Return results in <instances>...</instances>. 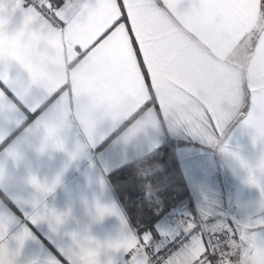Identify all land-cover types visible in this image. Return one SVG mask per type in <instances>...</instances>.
<instances>
[{"label": "snow or ice", "instance_id": "1", "mask_svg": "<svg viewBox=\"0 0 264 264\" xmlns=\"http://www.w3.org/2000/svg\"><path fill=\"white\" fill-rule=\"evenodd\" d=\"M15 10L41 22L42 29L78 54L76 62L85 60L86 70L87 66L94 70V80L79 82L71 99L81 93L92 95L118 110L115 126L122 132L101 144L123 146L126 155L120 171L127 173L129 182L135 183L132 173L144 170L148 163L145 146L152 152L166 151L163 143L175 153L183 142L184 147L200 144L202 149L224 153V138L235 126L249 129L252 142L259 144L253 129L264 126V0H31L27 5L15 0ZM248 50L255 59L248 80L239 84L237 74L218 61ZM11 60V53L0 56V157L16 165L19 129L38 126L42 117L30 103L41 97L29 95L30 77L13 75ZM126 98L132 103H125ZM56 99L53 96L49 103ZM238 99L245 107L233 124L227 108L236 106ZM162 129L169 137L166 140ZM115 162L119 163V156ZM185 164L193 177H202L200 187H212V165L206 158L189 154ZM256 173L264 176V161L247 174L249 186L259 191L260 204L239 233L220 223L197 231L198 225L213 220V213L206 211L199 219L189 214L180 242L159 255L174 237L156 230V217L148 213L143 228H134L126 238L103 246L78 243L74 258H53V264H101L99 257L105 251L126 257L122 264H264V246L249 236L264 230V185L257 183ZM9 203L16 205V201ZM39 212V204L34 203L24 216L36 226ZM17 225L12 208L0 200V264H12L10 239L23 246L30 238L26 228L10 238V229ZM155 236L166 241L163 247Z\"/></svg>", "mask_w": 264, "mask_h": 264}, {"label": "crops", "instance_id": "2", "mask_svg": "<svg viewBox=\"0 0 264 264\" xmlns=\"http://www.w3.org/2000/svg\"><path fill=\"white\" fill-rule=\"evenodd\" d=\"M14 7L15 0H0V56L11 53L12 58H27L21 51V45L25 40H31L37 30H42L41 22L28 16L25 11H14ZM10 25L17 28L20 40L5 46V33ZM31 55L37 58V63L29 67V77L47 78L49 83H53L55 73L60 70L65 58L72 55V51L67 45L62 46L58 37L40 36ZM81 61L78 82L94 80V70L90 66L86 70V61ZM125 101L127 104L132 103L127 98ZM51 127L55 131L56 125ZM251 135V131L244 127L229 129L224 138L227 145L224 153L202 149L200 144L184 147L181 142L180 150L175 151V158L189 201L185 213L187 217L191 214L199 219L211 210L213 220L206 225L208 229L220 223L239 233L241 226L256 215L260 194L256 187L249 186L247 174H251L264 161V138L256 137L259 144H254ZM40 140L41 133L38 131L20 136V159L16 165L0 157V200L12 208L19 219V225L10 229L9 237L18 236L21 228H26L30 233V238L25 240L23 246H18L10 239L8 252L12 264H53V258H74L78 243L91 241L103 246L126 238L134 226L113 184L120 164L124 163L126 151L123 146L97 143L91 150L69 159L68 154L73 150L71 142L66 145L64 152L40 153ZM155 142H160L159 138H155ZM145 147L148 152L144 156L152 153L150 148ZM189 154L204 157L212 165V187H200L202 177L190 174L185 164V156ZM117 156L119 163L115 162ZM137 159L143 162L139 157ZM255 179L258 184L264 185V176L256 173ZM30 180L42 185L55 181L57 186L49 196L41 199L27 187ZM216 185L219 186L218 190ZM20 198H31L34 203H38L39 215L48 210L63 218V226L57 228L42 223L33 226L24 216L26 209L18 203ZM9 201H16L15 207ZM205 201L208 202L207 206ZM28 214L31 215V212ZM156 230L172 237L182 233L181 227H174L163 218L156 224ZM249 236L258 246H264V230L249 233ZM154 239L161 246L166 243L159 236ZM123 259L126 257L112 251H105L99 257L101 264H122Z\"/></svg>", "mask_w": 264, "mask_h": 264}, {"label": "clouds", "instance_id": "3", "mask_svg": "<svg viewBox=\"0 0 264 264\" xmlns=\"http://www.w3.org/2000/svg\"><path fill=\"white\" fill-rule=\"evenodd\" d=\"M40 36L55 38V35L46 29L37 30L31 40H25L21 45L22 53L26 54L21 57H13L10 61L13 75H23L29 77V67L37 63V58L31 53L37 45ZM20 37L17 34V28L8 26L5 33V46L9 43L19 42ZM76 53H72L70 57L65 58L60 70L55 73V82L49 83L47 78L28 79L30 85L29 95L40 96L37 101H30L32 107L41 112V122L38 126L27 125L21 126L19 135H24L29 128L32 131L41 133L40 146L38 151L64 152L66 145L71 142L73 150L69 153V159H72L82 152L91 150L92 146L102 143L110 138L118 137L122 129L116 127V118L118 110L108 104L100 103L92 95L81 93L78 99H71V93L74 87H79L78 75L79 69L83 61L76 62ZM211 56V53H208ZM255 59V53L248 50L237 52L233 57H229L224 61V66L233 73L237 74L239 84H244L249 77V66ZM67 94V96H66ZM56 96V100L49 103V100ZM126 102V101H125ZM245 107L243 99L236 101V106L228 107L227 111L232 115V123L236 124L240 120L243 108ZM26 119V117H25ZM56 125L53 131L51 125ZM257 138H264V126H256L253 129ZM162 137L168 139L167 133L162 129ZM163 143H161L162 145ZM157 156V152L153 151L145 156L150 159ZM155 171L162 172L163 165L156 163L153 165ZM56 182L49 185L33 183L32 180L27 182V187L41 199L49 196L56 188ZM18 203L26 210H30L34 201L20 198ZM38 223L52 224L54 227L60 228L64 224L63 218L56 216L50 211H45L37 217ZM72 239V237H70Z\"/></svg>", "mask_w": 264, "mask_h": 264}, {"label": "trees", "instance_id": "4", "mask_svg": "<svg viewBox=\"0 0 264 264\" xmlns=\"http://www.w3.org/2000/svg\"><path fill=\"white\" fill-rule=\"evenodd\" d=\"M162 148H166L167 150L156 151L157 156L147 159L148 163L144 164V166L153 167L154 164L159 163L163 165V172L166 176H170L171 174L175 177L174 181H168L169 185L174 188L173 195L170 198L168 197L169 195L166 194L161 204L139 203L135 201V196H137V190L135 189L136 185L132 182H129V180L126 178L127 173L118 171L115 174L116 178L113 180V184L115 185V189L119 195L120 200L126 208L128 218L134 228H143L144 221L149 218L147 215L148 213H151L153 216H155L158 223L170 211V208L177 202L183 199L188 200L186 187L180 175L178 164L175 158V153H173L172 148H168L165 144H162ZM142 163H144V161ZM134 175L135 172L132 173V180L134 178ZM120 190L122 193L120 192ZM124 197H126V199H124Z\"/></svg>", "mask_w": 264, "mask_h": 264}, {"label": "rangeland", "instance_id": "5", "mask_svg": "<svg viewBox=\"0 0 264 264\" xmlns=\"http://www.w3.org/2000/svg\"><path fill=\"white\" fill-rule=\"evenodd\" d=\"M153 174L155 175L154 178L151 180V182L150 183L146 182L148 177H152ZM168 176L169 175L166 176L163 171L162 172L155 171L153 167H147V166H144V170L136 171L133 178V180L136 181L134 184L136 185L135 189L137 190V196H135L136 199L135 201L139 203L161 204L166 194L169 195L168 197L171 198V196L173 195L174 188L171 185H169V182L174 181L175 177L171 174L169 177ZM124 199H126V197H124ZM172 207L170 208V211ZM168 213L163 217L164 221H166L165 217L168 215ZM206 229H208V227H206ZM233 239L236 238L233 237Z\"/></svg>", "mask_w": 264, "mask_h": 264}, {"label": "built area", "instance_id": "6", "mask_svg": "<svg viewBox=\"0 0 264 264\" xmlns=\"http://www.w3.org/2000/svg\"><path fill=\"white\" fill-rule=\"evenodd\" d=\"M25 5L31 3V0H24ZM189 202L187 199H183L179 202H177L171 209V211L168 213V215L165 217V220L167 223L173 225L174 227H182V225L186 222V211L188 209ZM203 227L206 229V225H198L197 231H199V228ZM225 237L227 236V233L223 234ZM181 237H183V232L179 233V235L175 236L172 244H168L167 248H163V251L161 253H158L159 255H163V252H166L168 248H171L173 244H178L181 240ZM186 242V238H185ZM163 247V246H162Z\"/></svg>", "mask_w": 264, "mask_h": 264}]
</instances>
